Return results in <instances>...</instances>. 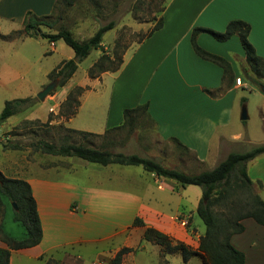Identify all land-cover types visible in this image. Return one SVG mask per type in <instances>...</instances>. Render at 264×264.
Here are the masks:
<instances>
[{
    "label": "crops",
    "instance_id": "0c3cea01",
    "mask_svg": "<svg viewBox=\"0 0 264 264\" xmlns=\"http://www.w3.org/2000/svg\"><path fill=\"white\" fill-rule=\"evenodd\" d=\"M54 2L0 0V35L20 29L27 12L37 17L50 15ZM161 17L162 26L158 30L135 44L133 49L125 50L118 70L103 72L95 78L86 77L87 81H93L91 85L74 81L73 74L58 92L50 96L53 101H46L51 104L46 114L41 111L46 102H38L17 114L16 119L38 120L42 124L47 122L54 127L103 137L115 132L112 129L122 127L125 109L146 104V116L156 135L165 141L176 139L202 165L211 158H218L220 162L229 153L241 152L235 148L243 144H264L263 139L257 143L252 140L256 135L252 130L237 126L241 109L236 90L245 86L244 82L242 86L236 85L235 79L241 81L238 70L242 72L246 68L238 37L219 42L206 33L196 36V44L201 49L229 64L226 72L219 65L196 55L190 42L193 28L223 32L230 21L241 20L250 27L247 39L256 55L264 58V0H166ZM2 23L7 24L6 30H1ZM55 50L54 42L53 47L49 44L42 54ZM69 59L70 56L66 60ZM62 61L65 60L44 69L42 76L48 79L49 72ZM15 66L22 70L21 64ZM45 84L43 81L38 83L40 88ZM75 86L88 87L79 97L76 112L67 119L60 116L48 121L49 113L57 116L61 101ZM18 88L22 85L19 84ZM1 90L15 89L0 78ZM259 91L255 115L264 127V93ZM34 92L19 97H33ZM11 117L6 120L8 123H11ZM6 121L0 124V131ZM1 153L4 157L8 155ZM78 166L85 168L82 179L64 176L65 173L80 174L74 165L23 164L16 160L1 164L2 175L29 184L42 231L37 245L10 250L8 264H46L47 259H54L59 264H110L122 248L131 251L122 256L121 264H144L138 253H143L144 244L150 243L142 240L145 227L154 228L174 242H182L194 250L198 247L202 233L190 231L189 226L200 193L186 205L182 199L186 186L181 187L143 169V174L133 176L111 168L128 166L109 164L97 168L82 163ZM246 173L264 201V154L247 162ZM152 188L157 192L154 193ZM0 198L4 206V234L14 240L24 239V227L14 221L10 201L4 196ZM136 218L143 222V227L133 225ZM241 224L244 230L232 235L230 244L244 254V264H264V227L251 218L241 220ZM154 247L159 252V247L155 244ZM0 248H6L2 241Z\"/></svg>",
    "mask_w": 264,
    "mask_h": 264
},
{
    "label": "trees",
    "instance_id": "16d2710c",
    "mask_svg": "<svg viewBox=\"0 0 264 264\" xmlns=\"http://www.w3.org/2000/svg\"><path fill=\"white\" fill-rule=\"evenodd\" d=\"M75 1L55 0L53 9L58 7L59 4L72 5ZM161 2L163 3H161L162 6L158 11L162 14L165 0H161ZM50 16L51 14L37 17L31 12H27L22 22V31L25 35L32 38L40 37L47 39L48 43L61 40L73 51V58L62 61L48 74V80L58 79V85H63L74 74L78 63L87 57L91 50L97 49L100 46L103 35L112 29L113 22L99 27L87 40L78 41L64 28H59L55 33L41 34L39 30L41 26H53V22L48 21ZM161 26L162 17L160 16L154 26L140 38L138 43L149 37ZM249 30V25L241 20L230 21L223 32L196 27L191 31L190 42L196 55L219 65L226 72L229 69V64L224 59L201 49L196 44V36L200 33H206L219 42L225 41L232 36H237L245 54L246 68L255 76H250L248 80L253 85L261 88L262 84L259 80L264 77V58L256 55L254 48L249 43L247 39ZM19 36L18 32L5 36L2 35L0 38L11 39ZM121 64L122 56L116 58L115 62V59L103 53L88 68L87 76L95 78L103 72H115ZM109 65L111 66L109 67ZM87 89V86H76L70 90L66 95L65 103L61 104L59 116L65 119L72 116L79 106L80 95ZM33 99L32 97H25L5 101L0 110V124L9 117L17 115L33 106ZM146 109V104L132 109H125L123 111V124L120 128H123L125 125L132 127L136 121L135 115L139 111L146 114ZM59 127L62 128L61 126ZM120 128H114L112 131L119 130ZM64 130L69 134H78L83 137H101L74 130ZM169 141L182 152L192 154L193 158L198 162L195 155L176 139L171 138ZM2 146L3 148L7 147L5 144H2ZM30 147L34 152H40L41 154L76 157L88 163L101 166L109 164L140 166L144 171L172 180L181 187L188 185L199 187L201 189V198L196 207V214L204 224V233L199 237L198 247L195 250L182 242H174L170 237L154 228H144L142 240L157 245L159 247L160 258H163L164 255L179 254L183 262H187L193 257H198L202 264H244V254L230 244V237L244 230L241 220L245 218H251L256 224L264 227V201L258 194L252 192L254 184L246 173L247 162L260 154H264V144L253 146L245 152L229 153L225 159L212 169L191 174L178 169L166 168L152 158L141 157L136 154L113 153L82 143L54 145L53 143L39 140L30 144ZM258 187H260V184H258ZM1 196L6 197L10 203L15 204L13 219L19 222L25 230V238L22 240H14L4 234L2 230L4 206L0 198V241L6 244V248H0V264H8L10 250L29 248L37 245L41 240L42 231L36 203L32 196L31 188L25 180L8 178L0 173ZM133 225L144 226L143 222L137 218L134 220ZM129 251L131 250L127 248L119 250L110 264H121L122 256ZM46 264L59 263L54 259H47ZM159 264H167V262L163 259Z\"/></svg>",
    "mask_w": 264,
    "mask_h": 264
},
{
    "label": "rangeland",
    "instance_id": "374dc122",
    "mask_svg": "<svg viewBox=\"0 0 264 264\" xmlns=\"http://www.w3.org/2000/svg\"><path fill=\"white\" fill-rule=\"evenodd\" d=\"M161 3H163L161 0H76L69 6L59 4L58 7L52 10L48 20L49 22H53V26H41L39 30L41 34H51L55 33L59 28H64L71 33L74 39L84 41L90 38L99 27L113 22L112 29L103 35L100 46L97 49L91 50L88 56L78 63L77 69L74 72V81L91 85L93 81L86 80V77H88L87 70L96 61L97 57L104 53L115 59L116 62V58L121 57L125 50L129 47L133 49L140 38L158 21L161 16V13L158 11L162 6ZM1 25H3L1 30L8 28L6 23H2ZM18 32L21 37L25 35L22 27L8 34ZM20 36L11 39L0 38V78L4 79L9 87L15 89L14 91L8 92L1 90L0 109L5 101L20 98L19 95L30 91H35V95L32 97L34 98V104L53 101L50 96L58 92L60 90L59 88L64 86L68 81L63 85L57 84L55 89L43 101L38 100L36 98L37 93L50 82V80L42 76L43 70L52 65H56L60 60H66L68 56L73 58L74 54L61 40L55 42L56 50L53 53L42 54L45 47H48L50 44L47 39H28L29 36L27 35H25L27 36L26 38H20ZM39 55L42 56L40 60H38ZM15 64H21L22 70H18ZM10 68H13L15 71ZM238 75L242 77L241 85L239 86H242V82H244L243 86L245 87L236 90V95L240 101V109L242 106H245L246 114L249 118L241 121L238 114L237 126L250 131L252 130L258 136L254 135L252 140L257 143L258 140H264V133H262L264 132V127H261L262 125L255 115L256 106L260 98V95H258L260 88L248 80L250 76L255 77L248 68H244L242 72L238 70ZM39 81H43L46 84L40 88L38 85ZM259 82L264 87V77ZM19 84L22 85V88H18ZM17 89L19 90L18 92ZM65 99L66 97L61 101V104L65 103ZM41 103H39L40 106ZM50 107V103H44L41 107L42 114H46ZM62 110L64 109L62 108ZM59 114L60 111L57 113V116L49 113L48 121L50 119L57 120V117H60ZM18 116L11 117V123L6 121L4 123L6 125L0 131V151L5 152V154L8 153L6 157L2 153L0 154V166L3 162L12 163L14 160L17 162L21 161L23 164L29 162L31 164L36 163L37 165H46L49 163L61 164L62 166L68 167L74 165L76 171L80 174L74 176L65 173L64 176L73 178H78L79 176V179L83 178L85 168L78 166V163L101 168V165L88 163L76 157H67L68 159H66L49 155L44 156L40 152H34L30 144L39 140L47 141L54 145L82 143L113 153H122L125 155L136 154L141 157L152 158L166 168L178 169L189 174L210 170L219 163L218 158H211L203 162L202 165L193 158L192 154L182 152L171 141L161 140L156 135L152 123L142 111H139L135 115L136 121L132 127L125 125L118 131L112 132L111 134L106 133L107 135L99 138L69 134L59 126L54 127V125H49L47 122L43 125L38 120H18L16 119ZM7 137L8 139H5ZM2 144H5L7 147L3 148ZM252 147L243 144V146L235 149L245 152ZM4 149H9L10 151ZM111 168H117L125 174L131 173L133 176L143 174V170L139 166L121 168L111 166ZM121 185L128 187L127 184ZM185 188L182 199L186 205L192 203L197 194L200 193L201 195V189L197 186L188 185ZM152 191L154 193L157 192L155 188H152ZM252 192L257 194L258 188L256 185H253ZM191 221L192 224L189 226V230L203 234L204 224L195 212L192 214ZM144 246L145 251L138 253L141 256L139 258L144 261V264H159L163 259L166 260L167 264H202L198 257L189 259V262H183L179 254L164 255L163 258H160L159 252L156 251L153 243L144 244Z\"/></svg>",
    "mask_w": 264,
    "mask_h": 264
},
{
    "label": "water",
    "instance_id": "95a60500",
    "mask_svg": "<svg viewBox=\"0 0 264 264\" xmlns=\"http://www.w3.org/2000/svg\"><path fill=\"white\" fill-rule=\"evenodd\" d=\"M58 84V79H54L50 81L48 84H46L36 95V98L40 101H43L46 96H48L57 86ZM260 90L264 93V87H261ZM239 119L241 121L247 120L248 116L246 114V108L245 106L241 107ZM11 207L13 210L15 209V204L11 203Z\"/></svg>",
    "mask_w": 264,
    "mask_h": 264
},
{
    "label": "built area",
    "instance_id": "2783aa9c",
    "mask_svg": "<svg viewBox=\"0 0 264 264\" xmlns=\"http://www.w3.org/2000/svg\"><path fill=\"white\" fill-rule=\"evenodd\" d=\"M50 46L53 47V43H50ZM240 83H241L240 79L236 78L235 79V84L239 86V85H241Z\"/></svg>",
    "mask_w": 264,
    "mask_h": 264
}]
</instances>
